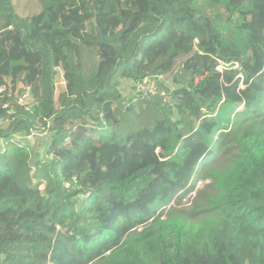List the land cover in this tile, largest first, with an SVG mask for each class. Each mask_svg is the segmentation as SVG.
<instances>
[{
  "label": "trees",
  "instance_id": "trees-1",
  "mask_svg": "<svg viewBox=\"0 0 264 264\" xmlns=\"http://www.w3.org/2000/svg\"><path fill=\"white\" fill-rule=\"evenodd\" d=\"M33 1L0 0V264H264V0Z\"/></svg>",
  "mask_w": 264,
  "mask_h": 264
},
{
  "label": "rangeland",
  "instance_id": "rangeland-1",
  "mask_svg": "<svg viewBox=\"0 0 264 264\" xmlns=\"http://www.w3.org/2000/svg\"><path fill=\"white\" fill-rule=\"evenodd\" d=\"M14 2H15V5H16L18 12L24 16L32 15L33 13H35L39 10L38 2H34L33 0H14ZM183 61L184 60L182 58L179 59L175 68L170 73L163 76V78L165 80H167L169 82V84H171L172 77L181 68ZM57 70H58V72H57V77H56V84H57V89H58L57 92H59L65 86V79H64V74H63L62 68H58ZM22 87H20V89ZM120 90L125 96H127V98H132L134 96V91H133V88H132L130 83L121 82ZM20 92L21 91H19V90L14 92V100L15 99L17 100V96L20 94ZM14 114H15L14 111H12L11 116H9L7 118V122L5 124V127L14 121L15 117H12ZM9 129L10 128H6V130H9ZM48 132H51L50 127H48V126L45 127V126L41 125L39 128L33 129L30 133L16 134L15 139H16V141H24V142L26 141L27 142V141H29V139L36 138L37 142L33 146H35L36 150L41 151L40 157L43 158L42 157L43 151L45 150V148L49 144V140L47 139L48 138ZM4 145L5 144L2 142V140H0V148L2 150L4 149ZM44 187H45V185L41 186V188H43V189H44Z\"/></svg>",
  "mask_w": 264,
  "mask_h": 264
},
{
  "label": "built area",
  "instance_id": "built-area-1",
  "mask_svg": "<svg viewBox=\"0 0 264 264\" xmlns=\"http://www.w3.org/2000/svg\"><path fill=\"white\" fill-rule=\"evenodd\" d=\"M7 87L1 86L0 87V92L4 91ZM157 93H160L161 96L163 97L164 101H169V95L167 94L166 91H161L158 89L157 83L154 80H144L143 82L139 83L135 89H134V94L136 95H144V96H149V95H155ZM18 102L25 106L27 109H31L35 107L36 101L33 99L32 96V88L31 86H25L22 92L17 96ZM8 104H5V107H7ZM10 111L9 113H11ZM7 122V118H3L0 120V123L2 125H5ZM76 180V178H75ZM204 179H197L195 186L187 192L185 195H181L180 198H175L173 199L168 205L163 206V209H168L172 205H175L178 201H180V205H189L192 201V199L196 196L197 190L201 189L204 184H205ZM70 183H67V186H69ZM90 196V192H86L85 194H82V197L88 198ZM162 218H165V214L162 215Z\"/></svg>",
  "mask_w": 264,
  "mask_h": 264
},
{
  "label": "crops",
  "instance_id": "crops-1",
  "mask_svg": "<svg viewBox=\"0 0 264 264\" xmlns=\"http://www.w3.org/2000/svg\"><path fill=\"white\" fill-rule=\"evenodd\" d=\"M127 83H129V82H127ZM134 88V87H133Z\"/></svg>",
  "mask_w": 264,
  "mask_h": 264
}]
</instances>
